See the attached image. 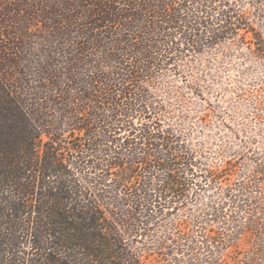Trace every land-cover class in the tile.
<instances>
[{"label": "trees", "instance_id": "1", "mask_svg": "<svg viewBox=\"0 0 264 264\" xmlns=\"http://www.w3.org/2000/svg\"><path fill=\"white\" fill-rule=\"evenodd\" d=\"M243 48L264 67V0H0V264H221L192 206L233 162L201 168L183 88Z\"/></svg>", "mask_w": 264, "mask_h": 264}, {"label": "rangeland", "instance_id": "2", "mask_svg": "<svg viewBox=\"0 0 264 264\" xmlns=\"http://www.w3.org/2000/svg\"><path fill=\"white\" fill-rule=\"evenodd\" d=\"M240 51L225 54L219 62L206 55L205 69L199 61L196 71L205 79L204 97L183 88L189 101L182 123L186 134L192 132L201 168L233 162L221 173L224 188L201 190L192 206L194 211L211 205L220 210L216 226L230 236L226 243L231 244L221 264H238L234 256L264 245V104L257 105L258 98L264 102L258 80L264 78V67L246 49ZM145 262L166 264L155 254Z\"/></svg>", "mask_w": 264, "mask_h": 264}]
</instances>
